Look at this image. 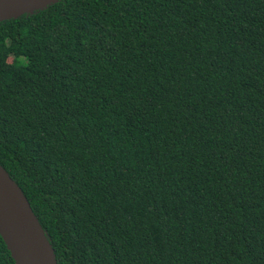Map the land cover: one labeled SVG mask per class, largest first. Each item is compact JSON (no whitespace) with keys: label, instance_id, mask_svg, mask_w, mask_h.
Returning <instances> with one entry per match:
<instances>
[{"label":"trees","instance_id":"16d2710c","mask_svg":"<svg viewBox=\"0 0 264 264\" xmlns=\"http://www.w3.org/2000/svg\"><path fill=\"white\" fill-rule=\"evenodd\" d=\"M0 166L57 264H264V0L0 22Z\"/></svg>","mask_w":264,"mask_h":264},{"label":"water","instance_id":"95a60500","mask_svg":"<svg viewBox=\"0 0 264 264\" xmlns=\"http://www.w3.org/2000/svg\"><path fill=\"white\" fill-rule=\"evenodd\" d=\"M60 0H0V22L44 10ZM0 236L15 264H57L54 249L25 195L0 166Z\"/></svg>","mask_w":264,"mask_h":264}]
</instances>
